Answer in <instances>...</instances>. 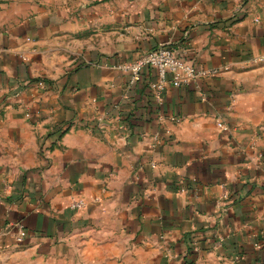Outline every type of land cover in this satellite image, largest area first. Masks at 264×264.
<instances>
[{"label":"crops","instance_id":"1","mask_svg":"<svg viewBox=\"0 0 264 264\" xmlns=\"http://www.w3.org/2000/svg\"><path fill=\"white\" fill-rule=\"evenodd\" d=\"M262 56L264 0H0V264H264Z\"/></svg>","mask_w":264,"mask_h":264},{"label":"built area","instance_id":"2","mask_svg":"<svg viewBox=\"0 0 264 264\" xmlns=\"http://www.w3.org/2000/svg\"><path fill=\"white\" fill-rule=\"evenodd\" d=\"M259 61H264V56ZM145 67L153 69L156 73L157 82L151 84L150 88L159 98L167 86L183 88L196 83L198 80L213 78L219 74L216 69L200 68L182 60L173 48L167 46H160L143 53L132 63L119 68L130 73L131 83H137L140 81ZM219 126L222 127L221 125ZM82 206V201H77L71 205L72 208H80ZM24 234L23 229H20L19 235L22 237Z\"/></svg>","mask_w":264,"mask_h":264},{"label":"trees","instance_id":"3","mask_svg":"<svg viewBox=\"0 0 264 264\" xmlns=\"http://www.w3.org/2000/svg\"><path fill=\"white\" fill-rule=\"evenodd\" d=\"M61 135H62V133H60V134L58 135V137H61Z\"/></svg>","mask_w":264,"mask_h":264}]
</instances>
